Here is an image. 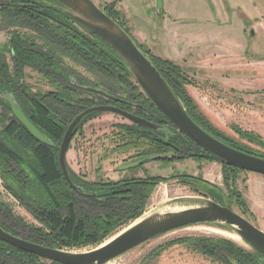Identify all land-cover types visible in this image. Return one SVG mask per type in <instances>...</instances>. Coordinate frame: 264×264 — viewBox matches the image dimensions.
<instances>
[{
	"label": "trees",
	"instance_id": "16d2710c",
	"mask_svg": "<svg viewBox=\"0 0 264 264\" xmlns=\"http://www.w3.org/2000/svg\"><path fill=\"white\" fill-rule=\"evenodd\" d=\"M118 1L102 2L98 6L131 36L117 8ZM59 6L55 0H0L2 18L25 29V32H21V28L13 32L7 42L0 45V178L4 188L38 222V225L26 223L0 201V226L29 241L67 250L100 244L143 214L153 189L159 182L168 180L167 177L145 172L139 177L86 181L66 163L71 180L79 187L73 189L62 174L58 147L67 125L83 109L99 104L115 105L157 124V129L131 121L114 124L112 138L119 143L116 149L132 151V155L139 156L136 157L141 159V164L148 159L173 162L186 157L218 161L226 190L196 176L182 174L177 178L183 185L193 184V190L199 195L229 208L234 203L246 213V203L236 186V173L242 169L218 159L181 133L154 106L112 47L62 12ZM137 46L151 60L195 123L234 148L264 157V150L232 141L212 127L185 88L194 81L174 62ZM5 53L10 56L11 65ZM60 55L95 72L103 79L101 83L106 84L104 90L120 100L76 85L74 82L90 84L83 83L74 71L64 69ZM26 67L45 78L50 88L33 87L27 82L24 79ZM101 83L94 87H103ZM9 93L29 121L50 139V144L38 140L15 118L6 97ZM100 112L86 114L71 136L81 130L83 122ZM246 140L264 147V140L259 137L249 136ZM170 152L174 155H165ZM168 243L185 245L190 251L221 264H264L260 253L250 245L247 249L222 237L185 236ZM152 262L146 257L140 264ZM0 264L60 263L48 262L0 239Z\"/></svg>",
	"mask_w": 264,
	"mask_h": 264
},
{
	"label": "rangeland",
	"instance_id": "374dc122",
	"mask_svg": "<svg viewBox=\"0 0 264 264\" xmlns=\"http://www.w3.org/2000/svg\"><path fill=\"white\" fill-rule=\"evenodd\" d=\"M92 1L98 6L102 2L113 0ZM161 1L163 4V0ZM205 3L213 18L211 16L212 19H206L203 25L199 26V33L191 38L194 39V44L201 45L200 50L209 51V53L213 50L221 51V54L231 52V55H226V58L225 56H201V52H197V57H191L188 54L177 57L173 53L166 57L158 54V47L151 48L150 43L146 44L137 40L130 34L144 50L154 56L174 62L180 71L194 81L193 84H187L185 88L215 130L232 141L262 151L263 146L246 139L249 136H256L264 140V16L260 17L256 11V9L260 12L264 11V0H205ZM134 7L137 13L140 12L142 19L150 16L152 19V15L156 13L155 26L158 28L161 25L164 11L162 7L158 8L157 0H120L117 2V8L121 11L129 32L128 19L129 22H135V19L134 16L129 17L128 14L129 11L133 12ZM164 7L179 12L178 14L184 13L185 16L193 15L196 8L205 10L201 3L195 0H164ZM244 10H247L249 16L243 12ZM231 11L234 13L230 16ZM181 20L186 21L187 24L191 19L186 17ZM260 20L263 21L257 22ZM213 24L214 27H212ZM148 25L144 19L139 27L147 30ZM20 28L21 32H25V29ZM20 28L15 24H9L8 20L2 18L0 14V45L6 43L10 35L19 31ZM156 42L157 46H161L159 40L156 39ZM38 43L41 44L40 41ZM205 43L209 44L203 45ZM208 46L210 48L207 50ZM6 59L11 65L8 54ZM60 59L63 68L74 71L83 83L96 86V83L102 82L103 79L84 64L65 55H60ZM24 72L26 74L24 79L33 87L50 88L46 79L36 71L26 67ZM105 87L106 84L103 87L99 86L102 89ZM100 111L96 116L83 122L81 130L71 136L65 155L66 163L73 172L86 181L139 177L145 172L150 175L167 177L168 180L159 182L155 186L147 200L143 214L137 219L152 213L175 211L199 204L198 201L188 197L203 195L193 190V184L183 185L177 178L182 174L200 177L226 190L221 164L214 160L197 161L186 157L180 161L163 162L146 158L148 160L142 164L139 159V165L119 169L120 165L133 162L139 157L132 155V151L121 152L116 149V144L119 143L113 141L112 138L113 130H115L113 125L129 123L130 120L117 112ZM241 133L245 135L241 137ZM165 155H174V153L170 152ZM236 178V186L242 193L247 206L246 213H243L244 208L234 203L230 208L264 231V175L242 169L236 173ZM0 201L7 204L13 214L22 217L26 223L38 225L34 216L4 188L1 178ZM134 221L124 224L101 243ZM205 235L229 239L249 249V245L234 231L232 226H225V223L221 222H201L153 236L104 264H140L146 257L150 259V262L153 261L152 264H221L190 251L185 245L168 243L185 236ZM97 245L67 250L84 251Z\"/></svg>",
	"mask_w": 264,
	"mask_h": 264
},
{
	"label": "water",
	"instance_id": "95a60500",
	"mask_svg": "<svg viewBox=\"0 0 264 264\" xmlns=\"http://www.w3.org/2000/svg\"><path fill=\"white\" fill-rule=\"evenodd\" d=\"M55 1L60 4L59 8L62 12L112 47L154 106L187 138L218 159L234 167L264 175V157L239 150L222 142L191 119L166 80L147 55L137 46L133 38L92 0ZM160 5L161 0H157V6L160 7ZM74 83L86 90L102 94L111 99H119L102 88ZM6 97L15 118L38 140L50 144V139L29 121L11 93L7 94ZM96 110L117 112L126 119L146 128H158L156 123L110 104L93 105L77 113L69 122L58 147L59 166L65 180L73 189H78L79 187L69 176L65 153L74 128L86 114ZM138 162L134 161L120 165L119 169L131 168L136 166ZM188 198L198 201L199 204L180 210L146 215L137 219V221L135 220L105 242L84 251L45 246L9 233L1 226L0 239L22 250L34 253L49 262L53 261L60 264H104L155 235L188 224L221 222L232 226L234 231L248 245L260 253L261 259L264 261V231L262 229L228 206L222 205L209 197L197 196Z\"/></svg>",
	"mask_w": 264,
	"mask_h": 264
},
{
	"label": "crops",
	"instance_id": "0c3cea01",
	"mask_svg": "<svg viewBox=\"0 0 264 264\" xmlns=\"http://www.w3.org/2000/svg\"><path fill=\"white\" fill-rule=\"evenodd\" d=\"M166 1V0H165ZM198 3H201V5L205 8L204 11H202L200 8H196V11L193 15L185 16V14L176 12L174 10H169L164 7V0H163V11L164 15L162 17L161 25L157 28L155 26L156 22V13L155 15H152L153 18L150 17L144 18L149 29L144 30L141 29L139 26L144 22V19L140 17V12L137 13V9L134 7L133 12L129 11V17H133L135 19V22H129V28L130 33L137 39L141 40L144 43L148 44L150 43V47H158L160 55H167L174 54V56L177 57H183L186 54H188L191 57H197V52H201V56H208L212 55L215 56H225L231 55V52L229 54H221V51L215 52L213 50L212 53H209V51H203L201 49V45L194 44L192 39V36H196L199 32V26L203 25L204 21L206 19L210 20L213 18L212 13L210 12L209 8L207 7V3H205V0H195ZM264 6V4H263ZM231 7V6H230ZM231 9H234L231 7ZM242 9V8H241ZM264 10V9H263ZM257 13L260 14V17L264 16V11H259V9H256ZM245 14L248 15L247 10L243 11ZM234 12H230V16ZM155 16V18H154ZM212 16V18H211ZM249 16V15H248ZM128 17V18H129ZM186 17H190L191 20L188 21L186 24V21H182L181 19H185ZM138 19V20H137ZM263 20L257 21L261 22ZM151 25V26H150ZM188 25V26H187ZM191 26V28H189ZM214 27V24L212 25ZM156 39L159 40V43L161 46H157ZM209 43H205L203 45H208ZM210 48V46L207 47V50Z\"/></svg>",
	"mask_w": 264,
	"mask_h": 264
},
{
	"label": "flooded vegetation",
	"instance_id": "af4514ba",
	"mask_svg": "<svg viewBox=\"0 0 264 264\" xmlns=\"http://www.w3.org/2000/svg\"><path fill=\"white\" fill-rule=\"evenodd\" d=\"M162 7V1H161V5H160V7H158V8H161ZM163 8V7H162ZM5 58H7V54L5 53ZM7 60V59H6ZM92 86V85H91ZM108 98V97H107ZM110 99V98H109ZM110 105H112V104H110ZM68 148H69V146H68ZM65 155H66V153H65ZM134 161H139V159H134ZM133 161V162H134ZM140 164V161L138 162V164L137 165H139Z\"/></svg>",
	"mask_w": 264,
	"mask_h": 264
},
{
	"label": "bare ground",
	"instance_id": "6f19581e",
	"mask_svg": "<svg viewBox=\"0 0 264 264\" xmlns=\"http://www.w3.org/2000/svg\"><path fill=\"white\" fill-rule=\"evenodd\" d=\"M228 234V233H227ZM226 235V234H225ZM231 235H233V234H231Z\"/></svg>",
	"mask_w": 264,
	"mask_h": 264
}]
</instances>
